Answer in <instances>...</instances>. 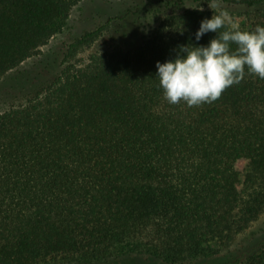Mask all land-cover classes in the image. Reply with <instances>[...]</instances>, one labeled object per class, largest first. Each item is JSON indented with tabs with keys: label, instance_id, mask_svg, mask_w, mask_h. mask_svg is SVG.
<instances>
[{
	"label": "trees",
	"instance_id": "obj_1",
	"mask_svg": "<svg viewBox=\"0 0 264 264\" xmlns=\"http://www.w3.org/2000/svg\"><path fill=\"white\" fill-rule=\"evenodd\" d=\"M79 1L0 0V264H264V226L247 231L264 212V79L164 99L156 62L217 36L195 39L203 0H121L54 60L42 47ZM233 1L264 27V0Z\"/></svg>",
	"mask_w": 264,
	"mask_h": 264
},
{
	"label": "clouds",
	"instance_id": "obj_2",
	"mask_svg": "<svg viewBox=\"0 0 264 264\" xmlns=\"http://www.w3.org/2000/svg\"><path fill=\"white\" fill-rule=\"evenodd\" d=\"M226 24L230 30L219 31ZM207 32L217 33L207 46L182 45L173 60L156 62L158 87L169 104H211L229 87L239 84L246 70L247 74L264 79V27L241 30L223 11L202 20L195 39L200 40Z\"/></svg>",
	"mask_w": 264,
	"mask_h": 264
},
{
	"label": "rangeland",
	"instance_id": "obj_3",
	"mask_svg": "<svg viewBox=\"0 0 264 264\" xmlns=\"http://www.w3.org/2000/svg\"><path fill=\"white\" fill-rule=\"evenodd\" d=\"M200 3V4H199ZM191 1L189 5H199L206 8L212 12L214 15H218L223 11L229 14V17L234 23H237L241 30H246L249 25V20L247 18V11H252L253 9L246 7L243 3L234 2L233 0H203L200 2ZM123 2L121 0H81L75 4L70 14L64 24L62 32L57 34L50 43L46 46L44 45L42 49L50 50L54 55V60L59 61L63 56V51L65 46L69 43L75 36L84 33L85 31L94 30L101 24L105 23L110 15L117 14L122 8ZM216 5L210 8L209 6ZM153 19V17H148V21ZM229 25V24H228ZM229 27H231L229 25ZM86 55V52H79L78 58H82ZM30 61L28 59L26 62ZM264 226V212H262L256 220H254L249 228L248 232L256 230ZM47 264H76L70 263L63 260L51 261Z\"/></svg>",
	"mask_w": 264,
	"mask_h": 264
}]
</instances>
